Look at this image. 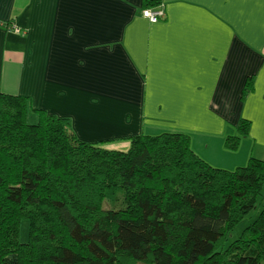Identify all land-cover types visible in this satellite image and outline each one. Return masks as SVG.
<instances>
[{"label":"crops","instance_id":"obj_1","mask_svg":"<svg viewBox=\"0 0 264 264\" xmlns=\"http://www.w3.org/2000/svg\"><path fill=\"white\" fill-rule=\"evenodd\" d=\"M162 1L150 23L144 0H0V92L68 119L82 142L184 132L214 167L264 161V0Z\"/></svg>","mask_w":264,"mask_h":264},{"label":"trees","instance_id":"obj_2","mask_svg":"<svg viewBox=\"0 0 264 264\" xmlns=\"http://www.w3.org/2000/svg\"><path fill=\"white\" fill-rule=\"evenodd\" d=\"M249 126L239 120L225 147L235 151ZM124 141L82 142L68 119L0 92V264H263L264 201L224 244L257 205L264 161L214 167L184 132Z\"/></svg>","mask_w":264,"mask_h":264},{"label":"rangeland","instance_id":"obj_3","mask_svg":"<svg viewBox=\"0 0 264 264\" xmlns=\"http://www.w3.org/2000/svg\"><path fill=\"white\" fill-rule=\"evenodd\" d=\"M35 117L34 118H27V121L31 124L35 123ZM220 168V167H219ZM225 169V168H223ZM235 169L232 168L230 170ZM260 196L258 197V201H257V205L255 207V209L253 211H251L245 218L244 220L236 227V229L232 232V234L229 236V238L227 239V241L224 244V247H227L230 243H232L233 241H235L238 236L241 234L242 230L247 227L250 223H252L258 216L259 212L262 209V204L264 201V188L261 189L260 192ZM105 208H108L107 205L104 206ZM28 240V232H27V224L26 222H21L20 224V231H19V241L21 243H26ZM264 264V261H263Z\"/></svg>","mask_w":264,"mask_h":264},{"label":"built area","instance_id":"obj_4","mask_svg":"<svg viewBox=\"0 0 264 264\" xmlns=\"http://www.w3.org/2000/svg\"><path fill=\"white\" fill-rule=\"evenodd\" d=\"M141 16L147 19L150 23H156L159 20L163 19L165 17L163 2L160 0L155 7L144 8L141 11ZM10 31L19 33L20 30H18L16 27H12Z\"/></svg>","mask_w":264,"mask_h":264},{"label":"bare ground","instance_id":"obj_5","mask_svg":"<svg viewBox=\"0 0 264 264\" xmlns=\"http://www.w3.org/2000/svg\"><path fill=\"white\" fill-rule=\"evenodd\" d=\"M160 1V0H159ZM162 1V0H161ZM163 2V1H162ZM164 4V3H163Z\"/></svg>","mask_w":264,"mask_h":264}]
</instances>
